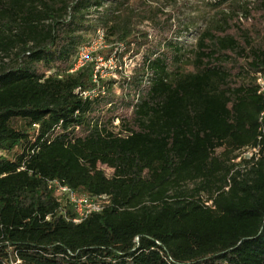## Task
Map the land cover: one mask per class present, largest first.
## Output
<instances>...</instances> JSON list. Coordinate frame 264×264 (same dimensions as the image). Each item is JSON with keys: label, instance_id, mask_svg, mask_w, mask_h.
I'll list each match as a JSON object with an SVG mask.
<instances>
[{"label": "trees", "instance_id": "obj_1", "mask_svg": "<svg viewBox=\"0 0 264 264\" xmlns=\"http://www.w3.org/2000/svg\"><path fill=\"white\" fill-rule=\"evenodd\" d=\"M126 1L0 0V264H264V47L230 33L236 0L208 4L189 53L154 15L132 99L104 81L84 99L92 66L69 72L90 16L126 50L151 45L113 25ZM53 181L110 203L76 225Z\"/></svg>", "mask_w": 264, "mask_h": 264}, {"label": "rangeland", "instance_id": "obj_2", "mask_svg": "<svg viewBox=\"0 0 264 264\" xmlns=\"http://www.w3.org/2000/svg\"><path fill=\"white\" fill-rule=\"evenodd\" d=\"M110 4L108 7H117L121 0H107ZM212 0H127L122 9L116 14L113 20V25L116 24L120 30L129 28L131 30L148 33L150 44L141 46L137 41L142 38H137L136 42L131 43L130 50H125V53L118 58L117 71H109L111 65H105L103 73L105 74L104 82L110 83L112 97L118 101L116 103L123 105L127 99V91L130 89L127 82L133 78L135 69H139L143 60V56L147 51L159 45L157 42L154 27L147 18L156 16L155 20L159 23H168L173 27L175 34H182L179 43L184 47L187 53L194 49L196 40L199 34L205 29L208 21L214 16L215 12L209 9L208 4ZM237 5L235 9L243 8V10H236L238 18L233 22V30L230 32L237 37L243 33H247L255 46L264 47V0H236ZM90 24L95 29H107L103 22L98 21V15L94 14L89 17ZM111 23V25H112ZM119 30V31H120ZM118 34V33H117ZM117 34L108 40L109 48L98 53L97 57L109 58L114 50L118 49ZM93 30L86 34L87 39H91ZM123 46V45H121ZM128 49V48H127ZM112 51V52H110ZM129 51V52H128ZM115 66V65H113ZM122 66L121 70L119 67ZM105 71V72H104ZM124 112L120 110V114ZM126 113V112H125ZM117 124V122H116ZM22 150L17 148L15 153H21ZM102 169L111 175L112 170L102 167Z\"/></svg>", "mask_w": 264, "mask_h": 264}, {"label": "built area", "instance_id": "obj_3", "mask_svg": "<svg viewBox=\"0 0 264 264\" xmlns=\"http://www.w3.org/2000/svg\"><path fill=\"white\" fill-rule=\"evenodd\" d=\"M106 33L103 29L98 28L91 39L78 50L72 69L69 73H77L87 66H92V82L96 85L93 89L78 88V93L84 99H93L99 95L106 94V87L103 85L105 74L103 69L105 65H111L109 71H117L118 58L125 53L126 48L119 45L118 49L107 59L97 57L102 51L109 48ZM115 65V66H113ZM122 66L119 67L121 70ZM105 72V71H104ZM257 85L259 87V94H264V75H258ZM118 124V122H117ZM260 149L254 148L244 152L238 159L250 160L255 158L258 160L260 157ZM49 189L55 192L59 200L66 203V208L63 210V215L67 221L76 225L81 224L87 218L94 214H100L109 205L110 200L107 196H93L86 193H79L68 186L62 185L59 181L49 182ZM68 209L71 211L72 217L68 216Z\"/></svg>", "mask_w": 264, "mask_h": 264}]
</instances>
